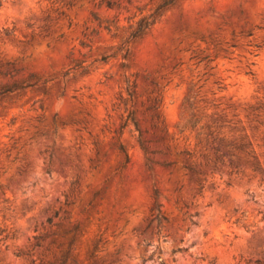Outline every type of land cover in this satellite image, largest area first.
Returning <instances> with one entry per match:
<instances>
[{
	"label": "rangeland",
	"instance_id": "obj_1",
	"mask_svg": "<svg viewBox=\"0 0 264 264\" xmlns=\"http://www.w3.org/2000/svg\"><path fill=\"white\" fill-rule=\"evenodd\" d=\"M98 1L0 0V62L17 69L0 87L39 78L0 96V264H58L74 224L64 264H264V0H177L129 41L161 0ZM130 110L146 154L119 132Z\"/></svg>",
	"mask_w": 264,
	"mask_h": 264
},
{
	"label": "trees",
	"instance_id": "obj_2",
	"mask_svg": "<svg viewBox=\"0 0 264 264\" xmlns=\"http://www.w3.org/2000/svg\"><path fill=\"white\" fill-rule=\"evenodd\" d=\"M126 1H129V0H126ZM176 1L177 0H161L159 2V4L153 10H151L146 15L140 16L135 21L134 25L132 26V28L128 32V35L125 38V41L136 39V38H139L140 36H142L143 33L146 30H148V28L156 22V20L161 16L162 12L165 9H167L168 7L172 6ZM101 3H105V5L107 7L118 6L117 2L112 1V0H99L98 4H101ZM122 56H123V58H126L128 56V49H125ZM121 66L122 67L126 66V63L122 62ZM15 71H17V69L14 67L12 62H8V61L4 62V63L0 62V75H11V73L15 72ZM63 75L65 76V75H67V73H65ZM38 80H39V78L36 75L29 74V76L23 80L15 81V82H12L9 84H4L0 87V96L13 93L14 91H21L27 87H32L36 84V82ZM126 93L128 96L127 100H130V98L132 97L133 90L129 86L126 89ZM197 122L198 121L196 119H189L188 120V124L191 128H194L196 126ZM128 124H131V126H133L134 131H136L135 140L138 143V145L140 146V148L146 154L147 153V142H149L150 140H145L142 138L140 127L137 123L136 118L134 117V111H132V110L127 112L123 122L120 125L119 132L121 133L122 129ZM152 125L156 126V123H152ZM205 127H207V126H205ZM200 128L202 130L198 131L196 136H195V138L197 140L195 143V147L198 144H200L201 141H205L207 143H210L211 149H212V155H211V153H207L204 156V165L209 166L212 169H215L217 166V163L221 162L223 160L224 154L220 151V149L218 148V145L214 143V140L217 138L214 137L210 131H204L203 125L200 126ZM218 140L220 141L221 145L224 148H232L234 150H242L244 148V143L235 142L234 140H227V139H224L222 137H219ZM117 149H119L124 154V159H123L121 165L119 166V168H122L125 166V164L128 161V154L125 152L124 145L121 143L118 144ZM149 152L152 154L153 153H161V152H163V150L152 149ZM183 153L185 154V157L182 159V165H181L182 168L185 169L186 171H188L191 175L201 174L202 172L196 166L198 162L196 161V159H192V157L194 156L193 155L194 152H190L189 150H184ZM248 153H249V151H248ZM146 160H147V162H146L147 169H151V159L147 157ZM156 163H158L159 165H161L163 167H168L171 164H173L174 161L162 160V161H156ZM228 166H232L231 161L228 162ZM97 194H98V190L94 191L93 192V198ZM157 196H158V190L155 187H153V189H152L153 203L151 206V210L155 211L154 219H156V221L159 223L160 218L165 219V217L160 214L159 204L156 201ZM78 227H79L78 224H74L69 230L64 231V233L72 232V236L68 240L67 249L65 251V254L58 264H64L65 263V261L67 259L68 252L74 243L75 233L78 230ZM3 232H4V229L0 228V234H2ZM5 236H7V235H5ZM33 238L35 239V243L33 244V246L34 247L40 246L39 240L41 239V236L36 235ZM159 262H160V264H165L164 261L161 259H159ZM90 264H94V263H90Z\"/></svg>",
	"mask_w": 264,
	"mask_h": 264
}]
</instances>
